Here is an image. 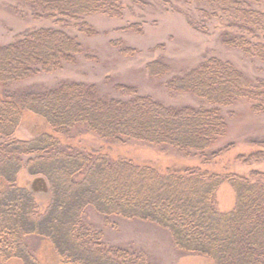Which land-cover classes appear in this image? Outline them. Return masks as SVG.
Returning <instances> with one entry per match:
<instances>
[{
	"label": "trees",
	"instance_id": "obj_1",
	"mask_svg": "<svg viewBox=\"0 0 264 264\" xmlns=\"http://www.w3.org/2000/svg\"><path fill=\"white\" fill-rule=\"evenodd\" d=\"M19 15L48 21L0 43V264H42L40 241L49 242L54 264H157L131 245L105 243L103 228L116 220H138L164 230L180 254L203 257L212 264H264V171L237 174L210 161L228 151V123L223 112L237 100L264 113V79L252 78L231 61L216 56L168 78L164 87L186 93L197 104L166 105L132 85L115 83L111 93L96 84L60 81L53 87L21 88L17 84L52 74L79 56L94 58L81 39L96 35L90 15L122 19L146 0H9ZM183 4L186 11L175 4ZM201 32L214 20L224 22L220 42L264 65V0H164ZM163 5V4H161ZM163 5V6H164ZM142 21L119 30L140 33ZM121 55L134 49L112 41ZM161 77L170 71L162 59L145 64ZM24 112L43 119L51 129L31 140L13 135ZM89 132L115 145L136 144L172 152L197 164L165 169L130 157L111 158L97 150L77 148L55 135ZM254 146L264 148V140ZM241 164L264 160L263 150L238 154ZM25 169L42 180L48 201L43 210L32 190L17 184ZM222 183L233 190V206H216ZM100 218L95 228L88 214Z\"/></svg>",
	"mask_w": 264,
	"mask_h": 264
},
{
	"label": "rangeland",
	"instance_id": "obj_2",
	"mask_svg": "<svg viewBox=\"0 0 264 264\" xmlns=\"http://www.w3.org/2000/svg\"><path fill=\"white\" fill-rule=\"evenodd\" d=\"M150 5L133 8L130 15L122 19H112L103 15H90L87 22L97 31L92 37L82 38V43L94 55V58L79 56L73 63L65 64L61 70L52 74H40L17 84L18 87L34 89L50 88L60 81H84L97 85L101 93H111L115 83L132 85L138 93L150 95L166 105L197 104V100L186 93L169 92L164 84L168 78L194 67L198 62L216 56L231 61L237 68L251 75L252 78L264 79V65L258 60L251 61L240 51L229 49L219 40V31L224 22L214 20L208 25L206 32L192 28L183 13L171 10L164 0H146ZM172 1V0H168ZM12 1L0 0V43L10 42L26 31L49 25L48 21L33 19L26 10L23 15L16 13L11 7ZM163 4V5H161ZM175 4V3H174ZM183 11V4H175ZM142 21L140 33L119 30L129 22ZM121 40L122 45L134 49L132 55H121L112 41ZM154 59H162L170 67V72L161 77L151 76L145 64ZM227 117L228 129L224 138L218 143H231L232 148L210 161L208 168L219 171L223 167L237 174H248L251 170L264 171V160L241 164L235 161L238 154H246L252 149L263 150L254 146L257 141L264 140V113L252 112L250 103L245 99L237 100L232 106L223 109ZM51 129L43 119L32 113L24 112L14 137L31 140L38 133ZM61 142L69 143L77 148L97 150L111 158L126 156L139 163L151 164L160 170L167 166L193 165V159L179 157L166 151L136 144L115 145L105 142L92 133L78 131L72 137L55 135ZM17 184L30 189L35 200L43 210L48 195L45 184L39 178L30 176L25 169L17 175ZM216 206L219 210H229L234 203V193L227 183H222L215 194ZM95 228H100V218L93 213L88 214ZM113 227L103 228V239L108 244L131 245L142 249L157 264H212L210 260L178 253L169 240L168 234L153 224L138 220H116ZM42 264H54L55 256L48 241L41 240L36 253ZM6 264H19L9 261Z\"/></svg>",
	"mask_w": 264,
	"mask_h": 264
}]
</instances>
